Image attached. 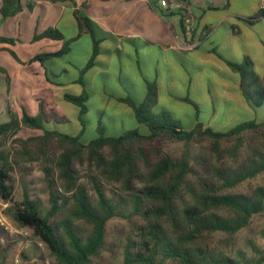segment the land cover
<instances>
[{
	"label": "trees",
	"instance_id": "obj_1",
	"mask_svg": "<svg viewBox=\"0 0 264 264\" xmlns=\"http://www.w3.org/2000/svg\"><path fill=\"white\" fill-rule=\"evenodd\" d=\"M34 7L33 0H3L1 15L14 17ZM88 10L83 4L73 11L79 30L74 39L57 28L36 33L35 42L47 39L63 42V47L30 60L64 56L80 37L92 39L93 54L74 81L82 92L64 93L77 111L72 129L52 128L45 110L39 106L35 112L21 103L18 114L0 124V199L10 205L13 221L32 232L55 264H98L108 224L115 218L131 224L122 264H264V247L253 238L245 243L251 255L239 247V234L264 214V183L254 185L264 176V122L223 130L199 121L187 126L159 101L156 80L140 90L128 77L129 88L134 87L130 95L115 92L116 107H93V88L85 74L94 67L107 32ZM263 18L264 8L246 20L253 24ZM0 42L15 44L14 39ZM220 58L239 73L246 101L254 108L263 106L264 77L255 72L253 60L247 57L241 64ZM93 109L96 121L90 118ZM166 138L187 144L209 141L211 153L177 158L164 150ZM34 162L43 163L49 189L45 216L28 190L22 200L14 198V172Z\"/></svg>",
	"mask_w": 264,
	"mask_h": 264
},
{
	"label": "rangeland",
	"instance_id": "obj_2",
	"mask_svg": "<svg viewBox=\"0 0 264 264\" xmlns=\"http://www.w3.org/2000/svg\"><path fill=\"white\" fill-rule=\"evenodd\" d=\"M261 3L262 0H215L216 9L206 8L205 13L198 14L197 24L202 23L200 28L205 33L209 31V36L198 49L189 51L181 48L176 52L161 48L163 42L170 41V37L154 27L152 18L146 17L151 16L150 5L146 1L94 0L91 3L92 14L110 35L101 42L94 67L85 74L93 84L90 103L93 107H116L115 92L130 95L134 90V87L129 88L127 77L133 79L140 90L147 82L156 80L159 101L187 126L199 121L223 130L242 122H264V105L254 108L246 101L240 89L239 73L220 58L245 64L246 58L250 57L255 72L264 77V18L255 25L241 19L256 14ZM124 10L128 12L124 13ZM33 11L34 19L29 21L31 30L37 28L36 20L41 14L37 8ZM176 26L179 27L178 24ZM59 27L69 39L78 34L71 13L65 14ZM126 33L142 37L143 43L122 42L119 36ZM19 40L20 43L15 40V44L0 42V68L10 76L11 91L21 98H30L32 106L45 110L46 120L52 128L72 129L70 122L76 120L77 111L64 100V93L82 92L83 87L74 81L93 54L92 39L84 35L72 45L73 49L68 54L32 63L29 54L36 51L55 53L62 49L63 42ZM51 80L60 82V85L50 83ZM183 97L189 101L181 100ZM114 116L121 121L120 114ZM90 118L98 119L95 109L90 112ZM105 118L108 120L107 115ZM93 134L91 129L88 135L92 137ZM161 144L166 152L177 158L186 154L196 157L202 151L211 153L209 141L187 144L166 138ZM43 167L42 162L30 163L17 168L13 177L14 198L22 200L24 191L28 190L39 200L41 213L45 216L50 203ZM85 169L83 173H86ZM263 183L264 176L254 185ZM9 209L10 205L0 199V264H55L48 257L45 246L33 240L32 232L13 221ZM130 231L128 220L115 218L110 221L106 249L98 264L123 263L124 242ZM263 233L264 214L254 218L250 228L239 234V247L251 255L245 244L246 238L251 237L264 247Z\"/></svg>",
	"mask_w": 264,
	"mask_h": 264
},
{
	"label": "crops",
	"instance_id": "obj_3",
	"mask_svg": "<svg viewBox=\"0 0 264 264\" xmlns=\"http://www.w3.org/2000/svg\"><path fill=\"white\" fill-rule=\"evenodd\" d=\"M93 1L94 0H33V2L35 3L34 9L37 8L41 10V14L38 16V20H36L37 28L31 30L29 28V21L30 19H34L33 10L31 11L25 8L23 12H21L17 16L3 18L1 15V7L3 4V0H0V38H10V39L18 40L19 43H20L19 40L20 38L24 42L32 43L34 42L33 39L36 33L41 34L49 28H57L61 30L59 26L65 14L71 13L73 15V11L81 7L83 4H88L89 6L88 12L90 16L102 28L103 24L100 21H98V19L92 14L91 3ZM111 1L112 0L107 2H111ZM121 1L127 2L128 0H121ZM144 1H146L150 5L149 12L151 16H146V17L152 18L154 20V27L158 28L160 32L166 33L168 38L170 37V41L166 43L163 42V44L161 45L162 49H171L177 52L179 51V49L182 48L181 45L183 44V42H188V40H191L193 43L197 44L196 49H198L200 45L205 41V38L209 36L210 34L209 31L205 33L200 28V25L202 23L197 24L198 14L205 13L206 8L211 10L216 9L217 7L215 5V0H185L186 4L189 6V12L186 14L183 10H179L175 12L177 13L175 15H172L173 12L170 13L162 9L158 4V0H144ZM152 3L156 6L157 8L156 10L153 9ZM262 8H264V0H262L260 6V9ZM123 12L127 13L128 11L124 10ZM163 12H166L168 16H163ZM241 19L247 22L246 19L248 18H241ZM177 24L179 25L178 28L180 29V31L176 26ZM255 24L256 23L250 25H255ZM187 26L189 28H187ZM188 29L191 30V32H188ZM78 34H79V30H78ZM78 34L70 39L76 38ZM109 35L110 33L107 32V37ZM111 37L114 39L113 35ZM66 38L69 39L68 37ZM141 38L142 37L136 36L135 34L132 33L130 34L126 33L124 35L119 36V39L122 42L125 41L131 44H135L137 42L143 43ZM5 49L11 50L8 47H5ZM39 53L41 52L36 51L34 54H29V61ZM9 79H10L9 74H7V72L3 68H0V124L9 122L11 119L10 116L11 113L18 114L17 106L20 103L27 105L29 108H32V110L35 112L38 109L37 106H32V104L30 103V98L27 97L21 98L20 96H17L11 91V87H10L11 80ZM47 81L49 82V79H47ZM50 83L60 84V82H54L52 80L50 81ZM41 85L42 87H45L44 83H41ZM91 86H93L92 81H91ZM41 99L43 98H40V100Z\"/></svg>",
	"mask_w": 264,
	"mask_h": 264
},
{
	"label": "built area",
	"instance_id": "obj_4",
	"mask_svg": "<svg viewBox=\"0 0 264 264\" xmlns=\"http://www.w3.org/2000/svg\"><path fill=\"white\" fill-rule=\"evenodd\" d=\"M158 4L162 9L170 13L179 10H183L186 14L189 12V6L186 4L185 0H158ZM187 28L189 27L187 26ZM188 32H191V30L188 29ZM181 47L192 51L197 48V44L193 43L191 40H188V42H183ZM1 225L3 226L4 223H1Z\"/></svg>",
	"mask_w": 264,
	"mask_h": 264
}]
</instances>
